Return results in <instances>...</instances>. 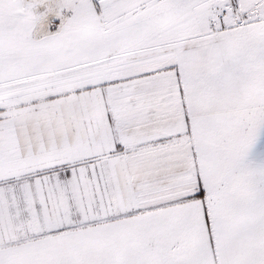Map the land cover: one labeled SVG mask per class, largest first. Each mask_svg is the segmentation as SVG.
<instances>
[{"label":"snow or ice","instance_id":"obj_1","mask_svg":"<svg viewBox=\"0 0 264 264\" xmlns=\"http://www.w3.org/2000/svg\"><path fill=\"white\" fill-rule=\"evenodd\" d=\"M0 264H264V0H0Z\"/></svg>","mask_w":264,"mask_h":264}]
</instances>
